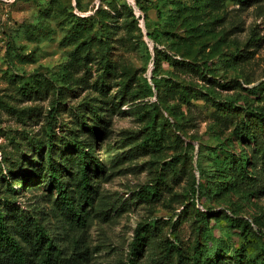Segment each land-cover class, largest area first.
<instances>
[{
    "label": "rangeland",
    "instance_id": "374dc122",
    "mask_svg": "<svg viewBox=\"0 0 264 264\" xmlns=\"http://www.w3.org/2000/svg\"><path fill=\"white\" fill-rule=\"evenodd\" d=\"M242 1L248 6L236 0H0V168L6 175L3 158L21 162L10 178L13 203L42 222L62 257L84 245L90 264H128L135 230L150 224L154 243L138 264H188L183 259L195 247L196 264H243L264 253V154L252 189L237 164L234 179L217 186L222 160L214 164L223 151L235 161L231 156L256 128L249 113H264V0ZM111 2L132 11L138 32L127 33ZM99 40L108 43L107 60L84 62L78 46ZM179 61L225 86L190 98V119L176 105L190 90L205 89L179 72ZM15 77L28 84L27 94L10 81ZM152 78L161 82L165 100L158 109H152L155 91L148 95L146 88ZM54 90L62 93L60 102ZM44 132L62 139L55 157L73 155L69 144L77 133L79 141H93L103 165L93 205L82 208L83 226L55 203L48 178H37L42 153L26 154L29 141ZM21 176L28 180L20 182ZM226 216L250 226L230 225ZM168 243L184 251L180 262Z\"/></svg>",
    "mask_w": 264,
    "mask_h": 264
},
{
    "label": "trees",
    "instance_id": "16d2710c",
    "mask_svg": "<svg viewBox=\"0 0 264 264\" xmlns=\"http://www.w3.org/2000/svg\"><path fill=\"white\" fill-rule=\"evenodd\" d=\"M240 8H245L248 6V1L236 0ZM107 6L110 7L111 12L114 17L119 18L125 24V29L127 33L133 35L134 32H138L137 20L134 18L132 11L127 7H120L118 10L116 2L108 3ZM83 22V20H81ZM29 33V32H28ZM29 34H34L30 32ZM133 38V37H132ZM131 38V39H132ZM109 47L107 42L96 41L87 44H81L78 46L76 53L80 58H84V62L90 63L92 61H104L107 60V55L109 54ZM179 72L182 74H190L189 76L196 77V82L203 83V91L193 90L188 100L182 101L177 104L178 112L183 117V113H180V106L186 108V117L190 115L191 101L196 98V96H212L215 94V89H225L224 85H219V83L210 81L201 71L196 69L194 65L187 64L183 61L177 62ZM15 83L22 94H27L28 84L23 82L21 77H15L10 80ZM152 86L146 84L148 95H152V90L155 91L156 103H153L152 109H158V106L164 105V97L160 91V81L152 78ZM37 84H41L43 88H47V83L39 81ZM53 89V88H52ZM171 90V89H170ZM253 94L254 91H248ZM53 94L59 102L63 99L62 93L59 90H54ZM204 94V95H203ZM58 101L56 102L58 106ZM236 102L231 104L233 107ZM249 118L254 127L253 131H248L245 135L246 143L244 149L240 151L239 155H232L231 157L235 159L234 162L226 160V152L223 151L221 156L214 159V164L218 165L217 161L221 162V168L215 172L219 175L220 182L217 186L225 187L234 178L233 168L234 164H237L243 176L248 183L250 189L256 187V183L259 181L258 175H256L255 164L257 161L263 160L264 154V113L260 111H253L249 113ZM190 119V118H186ZM245 125V124H244ZM48 132L50 130V125L48 124ZM178 131V128H177ZM76 132L80 133L77 129ZM92 136H90L91 138ZM58 137L53 133L48 134L44 132V135L40 137L35 143L29 141L26 154H33L35 152L42 153L41 159L42 164L38 165L36 169L37 178H48L50 184L54 187L56 191L55 203L64 211L69 212L73 219L76 220L78 224L84 225L85 218L81 215L82 208L86 206H92L97 195V176L103 175L104 168L97 158L94 151L93 141H79L80 136L74 133L71 138L70 146H72L73 155L68 158L61 159V157H55L53 148L57 146L62 139L58 141ZM176 138L179 139V137ZM154 138L150 139L149 142H153ZM180 140V139H179ZM68 142V141H67ZM182 143V141H181ZM59 146V145H58ZM155 147L156 145H152ZM249 153H248V151ZM225 157V158H224ZM3 165L6 167V175L3 174L2 168H0V264H90L91 252L89 248L81 245H74L71 253L68 256H61V251L55 245L52 238L46 233V230L41 221L34 219L31 214H26L21 211L13 203V195L15 194L14 189L10 184V178L12 172L22 167L21 162L14 161L11 162L9 159L3 158ZM28 177H19L20 182H25ZM202 188V187H201ZM203 190V188L201 189ZM218 190V189H217ZM216 190H213L215 192ZM204 192V190H203ZM209 217V216H208ZM225 220L228 224L233 225L236 222H240L245 228H249L250 224L247 220L237 221L231 217L226 216ZM155 226L152 224L146 227H138L135 230V236L131 243L130 255L128 259V264H138L137 260L141 253L144 252L145 248L152 247L154 243V231ZM199 242V241H198ZM158 244V243H157ZM174 250L172 257L180 262L184 257V251L180 247H173L172 243H168ZM196 244H198L196 242ZM171 250V249H170ZM197 248L193 249V255L191 259H183L188 264H196L197 260H200V255L197 254ZM210 256L211 258L218 261L219 257L216 255ZM264 253H261L254 262L250 261L243 264H264ZM215 262V261H214ZM208 264H212L209 261Z\"/></svg>",
    "mask_w": 264,
    "mask_h": 264
}]
</instances>
